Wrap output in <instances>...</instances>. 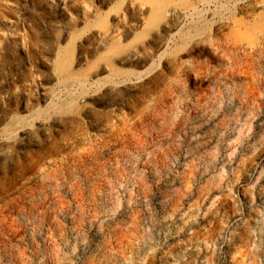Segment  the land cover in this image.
Here are the masks:
<instances>
[{
    "label": "rangeland",
    "instance_id": "1",
    "mask_svg": "<svg viewBox=\"0 0 264 264\" xmlns=\"http://www.w3.org/2000/svg\"><path fill=\"white\" fill-rule=\"evenodd\" d=\"M0 264H264V0H0Z\"/></svg>",
    "mask_w": 264,
    "mask_h": 264
}]
</instances>
